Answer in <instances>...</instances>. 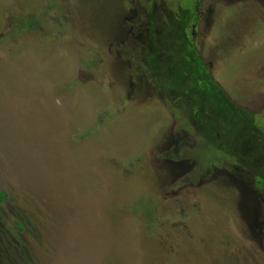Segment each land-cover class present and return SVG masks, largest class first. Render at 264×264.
I'll use <instances>...</instances> for the list:
<instances>
[{"label": "rangeland", "instance_id": "374dc122", "mask_svg": "<svg viewBox=\"0 0 264 264\" xmlns=\"http://www.w3.org/2000/svg\"><path fill=\"white\" fill-rule=\"evenodd\" d=\"M0 191V264H264V0H0Z\"/></svg>", "mask_w": 264, "mask_h": 264}, {"label": "trees", "instance_id": "16d2710c", "mask_svg": "<svg viewBox=\"0 0 264 264\" xmlns=\"http://www.w3.org/2000/svg\"><path fill=\"white\" fill-rule=\"evenodd\" d=\"M176 31L179 32L178 36L184 40V37H182V34L180 32L185 31V25H180L176 29ZM166 42L170 45L171 41L169 39V35L166 38ZM177 43L178 45H181V40H178ZM171 48L172 49L169 50V52L164 56L165 58L162 61H158L153 57L149 58L151 62L148 66L150 72L152 74L162 76H160V79L155 78V82L159 81L157 83L161 85L163 84V80H170L174 86L173 91L175 94L180 90L178 88H181V85L183 83H188L186 85H189V88L193 90V99L198 101V108L203 109L202 113L204 112V107L201 105L200 101L206 98H212L216 102H218V104L215 105L211 110L216 111L217 113L224 112L226 114H237L238 116H241V114H243V109H240L237 104H234L232 101H228L226 99L221 98L220 87L218 86L217 82L214 81L213 76L210 74V71L208 70L209 66L205 64L204 60L195 50L194 46L192 49L189 47L187 48L188 51L191 53L189 54L186 51L185 46L182 45V47H180L182 50L178 51L181 52L180 55L176 54V49L179 50L178 47L174 45L171 46ZM169 68H172L171 71H174V78L168 76ZM199 72L201 73L202 80H199V77L196 76ZM202 125L205 127L204 123ZM6 197L7 194L5 192L0 191V200H4ZM143 212H140V214ZM145 219L148 221L149 224H151L152 228L155 225L163 226L164 224L166 226V217L161 216L156 208H154L153 210L150 209V212L147 213L145 211ZM151 219H156V221H152ZM19 228L23 229V226L19 225Z\"/></svg>", "mask_w": 264, "mask_h": 264}, {"label": "flooded vegetation", "instance_id": "af4514ba", "mask_svg": "<svg viewBox=\"0 0 264 264\" xmlns=\"http://www.w3.org/2000/svg\"><path fill=\"white\" fill-rule=\"evenodd\" d=\"M194 6H195V4H194ZM152 7H153V9H154V7H155L154 4H152ZM153 9H152V10H153ZM165 10H166V9H165ZM193 25H194V24H193ZM193 25H191V28H192ZM179 26H180V25L177 24V28H178ZM162 28H163V26H162ZM189 28H190V25H189L188 23H186V31H187V32L189 31ZM148 29H152V28H151V27H148ZM194 29H195V28H194ZM162 31L165 32V31H168V30H167L166 28H165V29L163 28ZM158 36H159V35H158ZM158 36H157V38H158ZM167 36H168V34L165 32V33L162 35L161 39L159 40V41L162 42L164 45L167 44V42H166V38H167ZM147 39H148V38H147ZM170 41H171V42H170V47H171V46H174V45H175L176 47H178V48L181 47V45H178V43H177L178 40H170ZM142 46L145 47V48H147L150 52H152V50H150V45H148V47H147L146 45H142ZM147 49H146V50H147ZM149 58H150V57H149ZM164 58H165V57H164ZM164 58H163V59H164ZM177 59H178V58H177Z\"/></svg>", "mask_w": 264, "mask_h": 264}]
</instances>
